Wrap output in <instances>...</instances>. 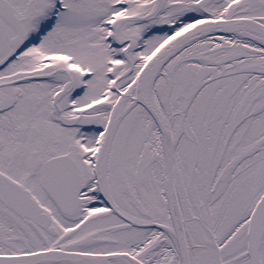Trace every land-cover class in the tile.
<instances>
[{"label":"snow or ice","instance_id":"obj_1","mask_svg":"<svg viewBox=\"0 0 264 264\" xmlns=\"http://www.w3.org/2000/svg\"><path fill=\"white\" fill-rule=\"evenodd\" d=\"M0 264H264V0H0Z\"/></svg>","mask_w":264,"mask_h":264}]
</instances>
